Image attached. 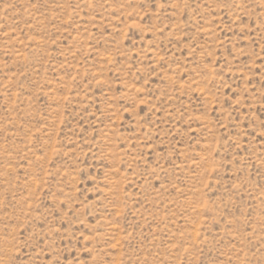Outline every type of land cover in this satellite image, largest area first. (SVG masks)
I'll return each instance as SVG.
<instances>
[{
	"label": "rangeland",
	"instance_id": "obj_1",
	"mask_svg": "<svg viewBox=\"0 0 264 264\" xmlns=\"http://www.w3.org/2000/svg\"><path fill=\"white\" fill-rule=\"evenodd\" d=\"M0 264H264V0H0Z\"/></svg>",
	"mask_w": 264,
	"mask_h": 264
}]
</instances>
